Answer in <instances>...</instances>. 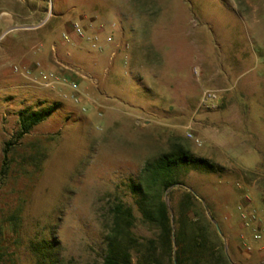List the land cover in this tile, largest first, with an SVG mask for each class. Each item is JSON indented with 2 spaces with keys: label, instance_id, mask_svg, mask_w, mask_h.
Wrapping results in <instances>:
<instances>
[{
  "label": "rangeland",
  "instance_id": "obj_1",
  "mask_svg": "<svg viewBox=\"0 0 264 264\" xmlns=\"http://www.w3.org/2000/svg\"><path fill=\"white\" fill-rule=\"evenodd\" d=\"M74 21L112 41L64 42ZM115 44L127 45V63L111 58ZM14 67L64 75L84 96ZM54 103L16 138L19 110ZM175 143L225 168L191 170L184 186L217 222L230 262L264 263V0H0V264H35L28 245L42 238L69 264H100L112 202L134 206L128 181Z\"/></svg>",
  "mask_w": 264,
  "mask_h": 264
},
{
  "label": "trees",
  "instance_id": "obj_2",
  "mask_svg": "<svg viewBox=\"0 0 264 264\" xmlns=\"http://www.w3.org/2000/svg\"><path fill=\"white\" fill-rule=\"evenodd\" d=\"M57 105L19 110L16 138L51 116ZM10 146L11 141H5L4 167ZM45 158L40 149L29 156L37 168ZM191 170L221 173L225 168L193 155L179 143L143 163L139 174L127 183L134 206L117 197L111 204L100 264H232L201 201L184 186V177ZM10 220L16 227L19 216L13 214ZM140 227L150 234L139 233ZM28 248L35 264H69L60 256L57 241L42 238L31 241ZM2 255L0 252V259Z\"/></svg>",
  "mask_w": 264,
  "mask_h": 264
},
{
  "label": "built area",
  "instance_id": "obj_3",
  "mask_svg": "<svg viewBox=\"0 0 264 264\" xmlns=\"http://www.w3.org/2000/svg\"><path fill=\"white\" fill-rule=\"evenodd\" d=\"M103 26H99V30H96L94 33L86 34L85 29L80 25L79 22L74 21L71 23V28L69 31H65L62 33V38L64 42H87L93 49L97 50H103L105 47H107L110 42L112 41V38L110 36H107L104 41H101L99 34L102 32ZM100 32V33H99ZM125 48H127V45H125ZM116 51L113 50L111 52V58L115 56ZM15 71H19V73L29 79L30 81L38 84L40 87L50 88L54 89L58 85H67L71 88L72 93L71 97L75 102H79L80 98L82 97V93L79 91L78 83L74 80H71L67 78L64 75L58 74L56 72L49 71L47 73H39L38 77L33 76V70L30 68L21 69L19 70L17 67H14ZM84 96V95H83ZM215 99V94H213L211 91H205L203 94V101L207 103H212ZM213 106V105H212ZM255 238H258V235L254 236Z\"/></svg>",
  "mask_w": 264,
  "mask_h": 264
},
{
  "label": "crops",
  "instance_id": "obj_4",
  "mask_svg": "<svg viewBox=\"0 0 264 264\" xmlns=\"http://www.w3.org/2000/svg\"><path fill=\"white\" fill-rule=\"evenodd\" d=\"M73 44H80V42H75V43H73ZM116 45V48H117V52H118V54H116L115 53V56L116 55H122L123 56V58H124V61H125V63H127V60L125 59L126 57V51H125V46H124V44H115ZM167 45L168 44H165V47H167ZM164 55V54H163ZM114 56V57H115ZM135 55L133 54V57H134ZM114 57H112V58H114ZM165 62H166V59H165V56H162L161 57V66H160V74H161V77H162V74H164L165 72H166V70H167V68H166V64H165ZM131 63H132V60H131ZM130 63V65H132Z\"/></svg>",
  "mask_w": 264,
  "mask_h": 264
},
{
  "label": "water",
  "instance_id": "obj_5",
  "mask_svg": "<svg viewBox=\"0 0 264 264\" xmlns=\"http://www.w3.org/2000/svg\"><path fill=\"white\" fill-rule=\"evenodd\" d=\"M189 190L192 192L191 189H189ZM165 201H166L167 205L169 206V201H168L167 195L165 196ZM211 221L215 225L217 232L220 233L219 228H218V225H217V222L214 219H212V218H211ZM224 251L226 253V247L224 248Z\"/></svg>",
  "mask_w": 264,
  "mask_h": 264
}]
</instances>
